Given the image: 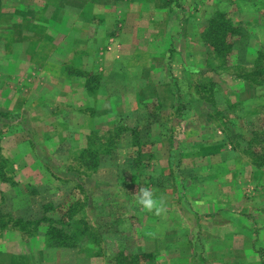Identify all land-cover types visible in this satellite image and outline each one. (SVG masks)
I'll list each match as a JSON object with an SVG mask.
<instances>
[{
  "label": "rangeland",
  "instance_id": "1",
  "mask_svg": "<svg viewBox=\"0 0 264 264\" xmlns=\"http://www.w3.org/2000/svg\"><path fill=\"white\" fill-rule=\"evenodd\" d=\"M36 5V30L25 21L27 38L14 47L24 75L14 108L0 111V156L9 160L0 264H112L122 249L151 255L145 264H264V171L243 153L249 131L264 127V86L246 79L264 55V0ZM217 14L240 32L230 63L202 42ZM209 83L221 122L193 88ZM224 128L248 132L246 141ZM12 153L22 154L17 162ZM145 189L159 214L138 204ZM219 201L235 210L195 212ZM50 226L78 233L74 246L49 247Z\"/></svg>",
  "mask_w": 264,
  "mask_h": 264
},
{
  "label": "trees",
  "instance_id": "2",
  "mask_svg": "<svg viewBox=\"0 0 264 264\" xmlns=\"http://www.w3.org/2000/svg\"><path fill=\"white\" fill-rule=\"evenodd\" d=\"M240 35L239 29L231 26L227 20L224 19L223 14H217L215 17L211 18L209 20V23L207 24L206 28L204 29L203 33L201 34L202 42L211 53L215 54L218 58H224L227 60V63H230L229 58L231 57L230 53L231 50L236 49V36ZM238 63V62H237ZM252 65V74L251 78H246L248 81L255 85V86H264V80L257 81L258 76L264 75V69L262 68L264 65V55L260 52L257 55V60L251 64ZM194 90H196V93L198 95H205V101L207 103V108H212V110L215 112L214 114L217 115L213 118H216L218 121H223L222 112L218 110L215 106V101L213 100L214 94L217 92V87L213 83H209L206 85H199L194 84L193 85ZM233 105V104H230ZM242 105V104H240ZM239 104H234L233 106H230L229 109L233 112L235 110L242 109V106ZM240 106V107H239ZM240 123V121H239ZM224 124H227L228 128L232 127L233 125H237V121L234 123L233 120L226 121ZM237 128V127H236ZM238 129H240L238 127ZM228 130V129H227ZM223 131L225 133H229L230 139L240 140L244 138L245 134H248V132H242L241 135L235 133V129L232 128L233 132H230L229 130L226 131L224 128ZM249 140L245 143V148L243 150L244 155L250 160L251 164L262 171H264V127L260 131H249ZM84 155V154H82ZM0 173L2 172L3 168H7L9 166V160L6 158H3L0 156ZM183 182H181L182 184ZM65 212H68L67 210ZM46 213V212H45ZM60 218L62 217V212L59 211ZM37 215L39 214H33L29 215L30 218H36V222L39 223L41 221L46 222H54L50 219L39 218ZM45 215V214H44ZM56 234H62L56 235ZM78 234V233H77ZM77 234H69V236L66 235V233L57 231L55 226H50L47 232L45 233L46 239H48L49 247L51 246H57L61 248H70L74 246L73 240L77 236ZM59 238V239H57ZM45 239V241H46ZM65 241H67L69 244L64 245ZM72 242V243H70ZM67 246V247H63ZM151 255L149 254H133L129 252L126 249H122L117 252L116 256L111 258L112 264H145L146 260L151 259ZM150 264V263H148Z\"/></svg>",
  "mask_w": 264,
  "mask_h": 264
},
{
  "label": "crops",
  "instance_id": "3",
  "mask_svg": "<svg viewBox=\"0 0 264 264\" xmlns=\"http://www.w3.org/2000/svg\"><path fill=\"white\" fill-rule=\"evenodd\" d=\"M31 2V0H30ZM31 6H26L25 3H23L22 0H0V111L3 112H9L12 113L11 108H14L12 97L18 92L16 84L19 81L18 79L20 77H24L22 74V71L20 69H17V64H19L20 61H22V57L20 55H16L15 53V46L21 45L22 42L25 40L24 35L26 34L22 30H25V21L29 22L28 26V33H32L34 30H36L38 22L37 20V5L36 0L35 4L30 3ZM29 4V5H30ZM29 14V15H28ZM120 21L122 20V17L120 15ZM122 22V21H121ZM46 24L44 25V27ZM27 27V26H26ZM24 28V29H23ZM111 35V34H110ZM147 39H149L150 42L154 38H151L150 36H146ZM4 47L10 52L2 54ZM14 49V50H13ZM11 94L10 99H7L6 94ZM22 154H13L10 155V159L17 162L16 160L21 156ZM16 158V159H15ZM16 167V166H15ZM18 167V166H17ZM16 167V169H17ZM21 170V168H19ZM17 169V171H20ZM190 170V169H188ZM195 183V181L193 182ZM191 183L190 185H193ZM187 185V183H186ZM196 213H217L219 209H224L223 212H228L230 209L232 211L235 210V208H229L227 207L226 202H214L209 204H196ZM199 214V215H200ZM193 215H195L193 213ZM227 236V239H231L233 242V239L236 237V233L232 232ZM244 237V236H243ZM240 237L237 235V238L241 242L248 241L247 237ZM224 245V244H223ZM219 247H222L219 244ZM230 249V248H229ZM235 249V248H234ZM247 251V249H245ZM249 253V251H248ZM253 255V258L250 256ZM249 258L248 260H257V256H254V253L248 254Z\"/></svg>",
  "mask_w": 264,
  "mask_h": 264
},
{
  "label": "clouds",
  "instance_id": "4",
  "mask_svg": "<svg viewBox=\"0 0 264 264\" xmlns=\"http://www.w3.org/2000/svg\"><path fill=\"white\" fill-rule=\"evenodd\" d=\"M137 202L145 211H155L157 214H159L161 211L157 200L154 199L153 193L146 189L140 192V196Z\"/></svg>",
  "mask_w": 264,
  "mask_h": 264
}]
</instances>
